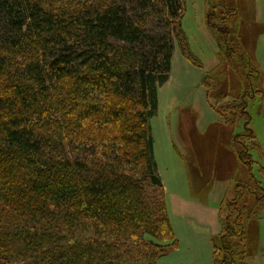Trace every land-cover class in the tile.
Returning <instances> with one entry per match:
<instances>
[{"label":"trees","instance_id":"1","mask_svg":"<svg viewBox=\"0 0 264 264\" xmlns=\"http://www.w3.org/2000/svg\"><path fill=\"white\" fill-rule=\"evenodd\" d=\"M185 10V0H0V264H157L178 247L151 120L174 42L202 66ZM246 107L230 109L259 148Z\"/></svg>","mask_w":264,"mask_h":264},{"label":"rangeland","instance_id":"2","mask_svg":"<svg viewBox=\"0 0 264 264\" xmlns=\"http://www.w3.org/2000/svg\"><path fill=\"white\" fill-rule=\"evenodd\" d=\"M185 5L182 28L202 66L186 61L175 41L169 79L157 91L154 158L178 242L157 264H215L214 258L218 264H264V205L258 217L243 215L253 194L264 190V0H185ZM217 67L219 75L205 79ZM204 79L212 95H224L220 100L207 95ZM242 101L259 148L247 138L246 117L230 109ZM212 105L228 115V124ZM244 145L250 171L237 156L244 158Z\"/></svg>","mask_w":264,"mask_h":264},{"label":"crops","instance_id":"3","mask_svg":"<svg viewBox=\"0 0 264 264\" xmlns=\"http://www.w3.org/2000/svg\"><path fill=\"white\" fill-rule=\"evenodd\" d=\"M173 56H174V54H173ZM191 203L193 204V206H197L195 203H193L192 201H191ZM193 208H196V207H193ZM175 234V237H176V233H174ZM177 239V238H176Z\"/></svg>","mask_w":264,"mask_h":264}]
</instances>
